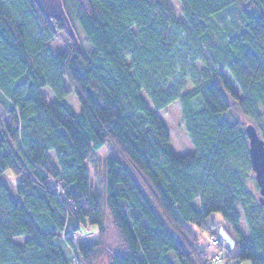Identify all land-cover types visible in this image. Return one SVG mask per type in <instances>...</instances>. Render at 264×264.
Returning <instances> with one entry per match:
<instances>
[{
	"label": "trees",
	"instance_id": "trees-1",
	"mask_svg": "<svg viewBox=\"0 0 264 264\" xmlns=\"http://www.w3.org/2000/svg\"><path fill=\"white\" fill-rule=\"evenodd\" d=\"M62 1L77 40L35 0H0V264H71L64 244L83 264H212L195 227L216 214L228 264H264L241 121L264 127V0H177L181 18L170 0ZM177 101L184 156L160 116Z\"/></svg>",
	"mask_w": 264,
	"mask_h": 264
},
{
	"label": "rangeland",
	"instance_id": "rangeland-1",
	"mask_svg": "<svg viewBox=\"0 0 264 264\" xmlns=\"http://www.w3.org/2000/svg\"><path fill=\"white\" fill-rule=\"evenodd\" d=\"M170 3H172L175 12L177 13V16L179 18L182 17V13H181V6L180 3L177 2V0H170ZM59 36L52 41L51 46L54 50L57 49H62L63 47H65V44L69 41L68 36L65 33H60L58 34ZM77 39V37H76ZM79 41V39H78ZM78 43V42H77ZM185 62H183L182 65L187 66V72L189 74H192V66L189 62V60L184 64ZM199 65V62H196L195 66ZM66 82V81H65ZM65 86L67 88V90L70 92L69 96L67 97L66 101L67 103H69V105H71V107L74 109V111L76 113H80V103H78V99L77 96L75 94V92H73V89L71 88L70 84L68 82L65 83ZM46 93L49 95V100L52 101L53 100V96L49 91H46ZM161 119L164 121L166 128L168 129V131H170V136H171V146L173 149V152H175V154L177 156H184V155H189L191 153H194L193 150V146L191 144V141L189 140V137L187 135V131L185 130V126H184V121L182 119V109L180 106V102L177 101L175 104L169 106L166 108V110L162 111L160 113ZM241 121L243 123V126L245 127L248 124H251L254 122L253 121H249L247 119L241 118ZM264 126V125H263ZM259 134L261 136H263L264 134V127L260 128L257 127ZM96 157L98 160H100L101 162H104V160H106V158L109 156L108 155V150L106 148L97 151L95 153ZM91 177H92V183L95 185L97 184V178L94 172L91 173ZM3 179L8 183V185L11 186V188L14 191V187L16 185V183L19 181V177H17L12 171L9 170V172H6L3 175ZM249 186L251 188V190L254 192L256 199L258 200L259 195H260V190H258V183L257 180H255V172H252L250 177H249ZM15 192V191H14ZM216 221V223H218V227H223L224 225H226L222 218L219 215H213V217L207 222L210 224L211 221ZM242 227L244 232L246 233V223L244 222V218L242 216ZM217 227V228H218ZM88 228L93 229L94 231H97V227L93 226V225H88L86 227H83L81 230L84 232H88ZM215 228L213 230V232H209L207 230H201L198 227H195L196 233L200 238V245L202 247H206L208 250V256L211 257V260L213 258V255H215V253H217L219 251V249L216 248H210L208 246L209 244V240L211 238V234L214 233L216 231ZM231 235V234H230ZM232 238L234 239V241L236 242V239L233 235H231ZM109 238L115 243H117V239L115 238V234L114 232H110L109 233ZM78 255V260L80 258V254L77 253ZM229 259L228 256L226 257V261L225 264H228ZM241 264H251L250 261H245L242 262Z\"/></svg>",
	"mask_w": 264,
	"mask_h": 264
},
{
	"label": "water",
	"instance_id": "water-1",
	"mask_svg": "<svg viewBox=\"0 0 264 264\" xmlns=\"http://www.w3.org/2000/svg\"><path fill=\"white\" fill-rule=\"evenodd\" d=\"M42 13L48 19H57L62 22L63 26L68 29L73 39H76L74 28H72L70 19L67 17L63 8L62 0H35ZM77 40V39H76ZM78 42V41H77ZM246 133L249 138V156L251 167L255 172L260 195L259 201L264 206V138L259 134L257 127L253 123L246 125Z\"/></svg>",
	"mask_w": 264,
	"mask_h": 264
},
{
	"label": "built area",
	"instance_id": "built-area-1",
	"mask_svg": "<svg viewBox=\"0 0 264 264\" xmlns=\"http://www.w3.org/2000/svg\"><path fill=\"white\" fill-rule=\"evenodd\" d=\"M208 246L210 248L219 249L212 258V264H225L227 254L236 250V242L224 227H218L214 233L211 234ZM72 263L81 264L77 255L72 258Z\"/></svg>",
	"mask_w": 264,
	"mask_h": 264
},
{
	"label": "crops",
	"instance_id": "crops-1",
	"mask_svg": "<svg viewBox=\"0 0 264 264\" xmlns=\"http://www.w3.org/2000/svg\"><path fill=\"white\" fill-rule=\"evenodd\" d=\"M88 232H84V231H81L78 233V239L79 241L83 244V245H87V244H92V243H96L98 240V230L97 231H94L93 229H90L88 228L87 229ZM64 252L67 253V257L69 259V262L71 264H74L72 263L71 261V258L73 256V252H71V250L69 249V247L64 244ZM75 255V254H74ZM77 255V254H76ZM78 257V256H77ZM79 262L81 264H83V262H81V259L79 258Z\"/></svg>",
	"mask_w": 264,
	"mask_h": 264
}]
</instances>
